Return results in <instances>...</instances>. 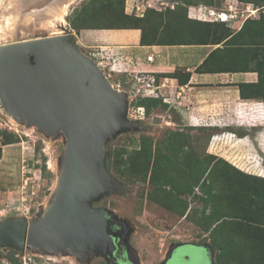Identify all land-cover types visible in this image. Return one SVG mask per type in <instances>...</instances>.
<instances>
[{
    "label": "water",
    "instance_id": "95a60500",
    "mask_svg": "<svg viewBox=\"0 0 264 264\" xmlns=\"http://www.w3.org/2000/svg\"><path fill=\"white\" fill-rule=\"evenodd\" d=\"M35 3L27 0L26 7ZM61 29V35L0 46V110L45 137L64 139L49 202L29 219L0 221V250L69 255L82 261L98 255L107 264H116L120 255L122 264H139L129 245V224L92 203L125 191L106 170L105 145L119 134L141 130L144 122L127 119L129 93L118 90L96 61L78 49V33ZM186 247L201 250L211 264L210 246L187 243L173 244L160 264Z\"/></svg>",
    "mask_w": 264,
    "mask_h": 264
},
{
    "label": "rangeland",
    "instance_id": "374dc122",
    "mask_svg": "<svg viewBox=\"0 0 264 264\" xmlns=\"http://www.w3.org/2000/svg\"><path fill=\"white\" fill-rule=\"evenodd\" d=\"M86 1H71L70 5L67 4L66 15L63 16L60 12L62 5L58 0H40L27 7L25 6L26 0H0V46L27 38L63 34L61 26L68 25L66 17L71 14L74 8L80 7ZM219 4L222 11H227L228 5H232L239 15L244 13L252 18H258L259 15V9H251V6L236 0H220ZM41 6L43 9H40ZM128 6V12H130L132 3L129 2ZM201 6L205 7L203 5L191 7L193 9L189 10L190 15L196 13V17L201 18L198 10V7ZM60 15L63 17L64 24L59 22ZM131 15H139V12L134 10ZM240 18L241 16H238L232 26H229L231 30L240 29L242 24ZM79 37L84 40L91 39L89 35L84 34ZM79 37L78 40H80ZM79 48L83 54L91 57V52L83 47ZM93 49L96 50V48ZM97 51H101V49L97 48ZM113 61L118 64L120 60L115 57ZM120 75L114 74L112 78L108 79L109 82L113 84ZM127 88L123 87L124 91ZM165 92H168V89ZM169 106L167 105L165 108L158 106L154 110H150L142 120L140 115L133 111L137 107L136 98L129 100L127 119L133 122L143 121L144 124L137 132L122 133L109 140L104 150L107 172L122 185L125 191L121 194L103 196L94 201L92 207L106 209L118 219L129 224L132 229L128 237L129 245L135 251L139 264H160L170 247L178 243L206 244L212 249L211 264H224L222 258L217 255V251L212 248L208 234H204L189 222L179 223L169 211L149 200L153 195L154 188L148 182V177L147 180H142L139 165L135 167L134 171L126 169L122 158L124 160L134 151H138L143 138L151 141L153 146L160 145L163 153H165L166 146L176 144L182 138L187 144V148H191V151L201 160L206 159L207 152L223 155L237 170L264 178V126L238 129L235 132L236 137L246 135L244 137L247 139L243 143L236 145L237 143L233 142L235 138L231 137H228L229 140L225 139L223 143V141L220 142V138L212 139L211 137L213 134L221 132L212 129L190 128L183 121V115ZM154 118L155 122L153 123ZM3 133L4 135H2ZM219 142L220 144L217 145ZM63 152L64 139L62 136L55 139L45 137L35 127L19 124L0 110V214L3 215H0V221L9 218L29 219L40 206H46L56 185ZM43 162L46 172L41 176L39 168ZM216 169L217 166L210 175L211 169L207 171L204 176L206 183L210 179L221 183L222 179L216 177ZM172 171L174 178L171 181L173 187H176L178 176L175 167ZM171 181L169 186H171ZM216 195L218 197V194ZM189 202L195 212L202 209V204L198 199L191 198ZM8 205L10 207H6ZM252 235V237L257 236ZM259 237L264 240V236ZM11 256L19 264H106V261L98 255L92 256L88 261H82L69 255L46 257L36 255L29 250L21 253L14 249L0 250V264H12L9 260ZM203 264H209L208 260H204Z\"/></svg>",
    "mask_w": 264,
    "mask_h": 264
},
{
    "label": "trees",
    "instance_id": "16d2710c",
    "mask_svg": "<svg viewBox=\"0 0 264 264\" xmlns=\"http://www.w3.org/2000/svg\"><path fill=\"white\" fill-rule=\"evenodd\" d=\"M125 1L87 0L66 17L67 24L75 32L138 29L141 31V45L222 44L223 48L215 49L199 70L205 68L210 58H214V53L220 52L226 56L225 51H231L239 54L238 58L229 61L219 55L211 71L250 70L257 73V83L240 86V97L261 99L264 109V0H236L251 6V9H259V15L258 18L245 19L240 29L234 31L225 23L201 22L187 17L188 9L198 5L222 11L220 0H168L173 8L161 11L149 8L141 17L126 15ZM178 72L168 77L177 79L180 86L185 85L189 74L182 75V78ZM154 77L158 83V76ZM116 81L120 82L122 88L129 87L122 74ZM136 101L137 107H142L145 115L158 106L167 107L162 98L138 97ZM122 163L130 171L139 165L142 180L148 177V182L154 188L149 200L177 217H185V220L208 234L212 248L222 258V263L264 264V240L259 237L264 236V178L245 174L211 155L201 160L191 148H187L182 138L176 144L166 146L165 153L160 145L153 146L151 141L143 138L140 149L126 159L122 158ZM216 166V177L222 179L221 183L214 179L206 183L204 176L209 169L210 175ZM174 167L178 176L176 187L172 184ZM40 168L39 174L42 176L46 172L44 162ZM170 181L171 186L168 185ZM189 197L198 199L202 209L196 212L193 208L189 209ZM252 234L257 236L252 237ZM9 260L12 264H19L13 256Z\"/></svg>",
    "mask_w": 264,
    "mask_h": 264
},
{
    "label": "crops",
    "instance_id": "0c3cea01",
    "mask_svg": "<svg viewBox=\"0 0 264 264\" xmlns=\"http://www.w3.org/2000/svg\"><path fill=\"white\" fill-rule=\"evenodd\" d=\"M125 2L124 13L130 15L128 12L129 0ZM190 9L193 8L188 9L187 17L200 21L196 18V13L190 15ZM66 27L75 33L68 25ZM76 33L78 34L74 36V42L78 49L83 47L92 53L100 48L105 50L112 60L115 57L118 58L123 68L149 71L157 75L159 79L157 85H163L160 92L167 101V105L183 115L182 119L186 122V126L221 132L213 134L212 139L220 138V142L224 143L225 139L229 140L228 137H231L235 138L233 142L238 145L247 139L246 137H236L235 132L238 129L264 126V109L261 99H242L240 97V86L257 83V73L250 70L211 71L215 68L217 57L222 55L220 52L219 54L214 53V58H210V62L204 66L205 68L199 70L215 49L223 48L222 44L141 45V31L138 29L81 30ZM81 34L89 35L91 39H81L79 37ZM225 54L226 56H222L227 61L239 57V54L231 51H225ZM150 55L153 57V61L147 62L146 57ZM250 67L252 68V66ZM177 71H180L178 73L182 78V75L189 74L185 85L180 86L177 79L168 77ZM166 89L168 92H165ZM197 119L200 123H197ZM207 153L231 164L223 155ZM190 208H192V204L189 205ZM171 215L179 223L188 222L185 217L180 218L172 213Z\"/></svg>",
    "mask_w": 264,
    "mask_h": 264
},
{
    "label": "built area",
    "instance_id": "2783aa9c",
    "mask_svg": "<svg viewBox=\"0 0 264 264\" xmlns=\"http://www.w3.org/2000/svg\"><path fill=\"white\" fill-rule=\"evenodd\" d=\"M132 3L131 12L135 10V12H139V16H142L146 9H154L155 11H161L165 8H173V6L166 2L160 0H129ZM199 15L196 17L198 20L202 22H221L225 23L228 26H232V23L238 16H241V22L249 17V15H244V13H240L236 11V9L232 5H228L227 11H216L211 8L198 7ZM202 11V12H201ZM91 57L96 61V64L104 71L107 79L112 78L114 73H120L126 77V81L129 83V87L125 90L129 93L131 98H153L158 99L162 98L163 103L167 104L165 98H163L160 89L163 85H157L155 81L154 74L149 71H139L131 68H123L120 63L116 64L105 51H95L91 53ZM147 62H152L153 57L147 56ZM118 90L124 91L121 87L120 82L113 83ZM135 113L140 115V119L143 120L145 118V111L142 107H136L133 110ZM26 185V181L24 182ZM24 188V187H23ZM6 207H10L9 205ZM29 212V210H28ZM3 216L2 214H0Z\"/></svg>",
    "mask_w": 264,
    "mask_h": 264
},
{
    "label": "flooded vegetation",
    "instance_id": "af4514ba",
    "mask_svg": "<svg viewBox=\"0 0 264 264\" xmlns=\"http://www.w3.org/2000/svg\"><path fill=\"white\" fill-rule=\"evenodd\" d=\"M196 246L199 247L200 245ZM179 251L184 253L173 255L166 264H203V261L207 260L201 250H195L193 248L186 247ZM122 260L123 258L118 255L116 264H122Z\"/></svg>",
    "mask_w": 264,
    "mask_h": 264
},
{
    "label": "bare ground",
    "instance_id": "6f19581e",
    "mask_svg": "<svg viewBox=\"0 0 264 264\" xmlns=\"http://www.w3.org/2000/svg\"><path fill=\"white\" fill-rule=\"evenodd\" d=\"M32 1V0H31ZM40 1V0H39ZM38 1V2H39ZM66 0H58V2H61V5H62V7H61V14L64 16V15H66V13H67V7H68V5L67 4H69L70 5V2L71 1H73V0H68L67 2H65ZM26 2H27V0H26ZM62 2H65V3H62ZM25 6H26V3H25ZM42 7V6H41ZM59 22L61 23V24H64V20H63V17L60 15L59 16ZM62 27V26H61ZM0 109H1V107H0ZM11 118V117H10ZM12 120H14L13 118H11Z\"/></svg>",
    "mask_w": 264,
    "mask_h": 264
}]
</instances>
